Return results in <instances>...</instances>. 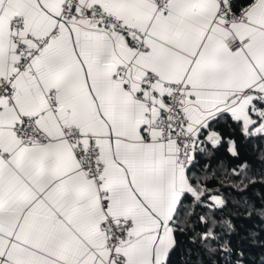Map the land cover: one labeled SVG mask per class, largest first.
<instances>
[{
    "label": "snow or ice",
    "instance_id": "6c2138e0",
    "mask_svg": "<svg viewBox=\"0 0 264 264\" xmlns=\"http://www.w3.org/2000/svg\"><path fill=\"white\" fill-rule=\"evenodd\" d=\"M222 124L264 139V0H0V264L231 254Z\"/></svg>",
    "mask_w": 264,
    "mask_h": 264
},
{
    "label": "trees",
    "instance_id": "16d2710c",
    "mask_svg": "<svg viewBox=\"0 0 264 264\" xmlns=\"http://www.w3.org/2000/svg\"><path fill=\"white\" fill-rule=\"evenodd\" d=\"M217 131L222 136L232 137L237 141L239 157H232L226 150L227 144H222L207 170L210 179L203 181L206 187L202 200L210 195H216L226 201V206L216 211V218L232 221L236 231L226 238L229 239L233 252L226 255H220L219 252L209 255L198 240L196 243L191 242L195 233L188 230L187 235L177 234L179 243L170 255V264H213V261L215 264H235L237 259L241 260L242 264H264V218L255 211L248 215V205L254 206L255 209H264V164L258 159L259 155L264 154V139L251 137L245 140L238 128L233 132L223 124ZM219 160L226 161L227 169L217 166ZM245 161L252 166L248 175L255 181L254 183H249L243 173L239 177L231 174V169ZM200 163L203 166L205 161L201 160ZM241 180H244L247 187L241 184ZM235 185H240V188ZM245 200L248 204L244 203ZM203 211L202 208H198L192 217L193 221L198 220ZM193 228L203 231L198 223H194ZM252 232L257 235L250 236ZM239 252H243V256H239Z\"/></svg>",
    "mask_w": 264,
    "mask_h": 264
}]
</instances>
